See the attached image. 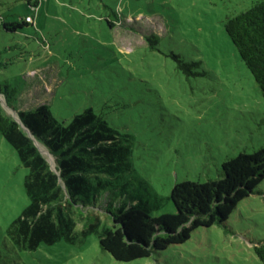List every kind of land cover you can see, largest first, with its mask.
I'll list each match as a JSON object with an SVG mask.
<instances>
[{"label":"rangeland","instance_id":"obj_1","mask_svg":"<svg viewBox=\"0 0 264 264\" xmlns=\"http://www.w3.org/2000/svg\"><path fill=\"white\" fill-rule=\"evenodd\" d=\"M37 1L32 8L28 0H0V88L14 89L10 101L20 109L45 102L58 121L91 107L116 130L130 152L124 168L105 178L98 204L128 205L135 198L152 215L173 211L169 193L176 181L219 177L224 159L264 145V98L225 30L228 17L257 0ZM26 15L33 24L9 29ZM117 19L124 24L109 25ZM147 35L155 36V48ZM172 53L198 61L192 69L199 74L178 69ZM0 100L21 120L4 95ZM27 173L0 133V247L29 202ZM70 214L78 232L83 219L75 209ZM100 232L6 251L5 258L9 264H261L254 245L264 242V179L224 225L200 226L186 241L149 256L116 260L101 249Z\"/></svg>","mask_w":264,"mask_h":264},{"label":"trees","instance_id":"obj_2","mask_svg":"<svg viewBox=\"0 0 264 264\" xmlns=\"http://www.w3.org/2000/svg\"><path fill=\"white\" fill-rule=\"evenodd\" d=\"M28 3L37 8V0ZM116 22L124 24L119 19L108 20L109 25ZM2 24L5 28L8 25L5 21ZM24 24L33 22L25 18L11 21L9 29ZM225 30L264 98V0H257L228 17ZM146 39L155 48V36L147 35ZM172 56L177 68L186 75L199 74L192 69L198 61H185L175 53ZM13 90L5 85L0 88V94L18 112L32 136L53 156L55 169L27 130L5 111L0 100V133L28 168L24 187L29 198L1 239L0 264H9L6 251L17 254L19 250H32L41 243L51 244L62 238L73 242L78 235L85 236L99 228V245L114 259L129 261L149 256L186 241L200 226L224 225L237 203L253 193L264 179V145H261L252 152H240L224 159L219 177L176 181L169 193L173 211L152 215L149 205L135 198V203L128 205L98 204L101 190L108 185L105 178L124 168L129 146L120 142L116 130L91 107L74 114L68 122L58 121L45 102L29 109L13 105L9 93ZM97 207L110 215V224L102 222ZM71 209L83 219L78 232ZM254 251L264 264V242L255 244Z\"/></svg>","mask_w":264,"mask_h":264},{"label":"water","instance_id":"obj_3","mask_svg":"<svg viewBox=\"0 0 264 264\" xmlns=\"http://www.w3.org/2000/svg\"><path fill=\"white\" fill-rule=\"evenodd\" d=\"M2 103V102H1ZM15 118V117H14ZM16 119V118H15ZM26 130H27V132L29 133V135L33 138V140H34V143L36 144V146L38 147V149L40 150V152L44 155V153H43V151L40 149V147H39V145H38V141L32 136V134H31V131H30V129L27 127V126H25L23 123H22V121L21 120H18V119H16ZM49 153V152H48ZM50 154V153H49Z\"/></svg>","mask_w":264,"mask_h":264},{"label":"built area","instance_id":"obj_4","mask_svg":"<svg viewBox=\"0 0 264 264\" xmlns=\"http://www.w3.org/2000/svg\"><path fill=\"white\" fill-rule=\"evenodd\" d=\"M25 19H26L27 21H32V22H33V16H32V15H26V16H25Z\"/></svg>","mask_w":264,"mask_h":264},{"label":"bare ground","instance_id":"obj_5","mask_svg":"<svg viewBox=\"0 0 264 264\" xmlns=\"http://www.w3.org/2000/svg\"><path fill=\"white\" fill-rule=\"evenodd\" d=\"M51 155V154H50ZM52 156V155H51ZM53 157V156H52Z\"/></svg>","mask_w":264,"mask_h":264}]
</instances>
